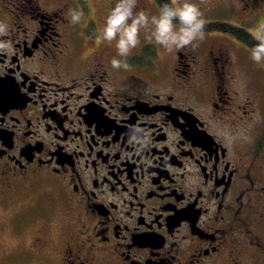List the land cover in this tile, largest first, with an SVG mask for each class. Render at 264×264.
<instances>
[{
    "label": "flooded vegetation",
    "instance_id": "flooded-vegetation-1",
    "mask_svg": "<svg viewBox=\"0 0 264 264\" xmlns=\"http://www.w3.org/2000/svg\"><path fill=\"white\" fill-rule=\"evenodd\" d=\"M191 2L204 40L160 61L142 30L114 69L116 0H0V264H264V113L240 86L264 0Z\"/></svg>",
    "mask_w": 264,
    "mask_h": 264
},
{
    "label": "clouds",
    "instance_id": "clouds-1",
    "mask_svg": "<svg viewBox=\"0 0 264 264\" xmlns=\"http://www.w3.org/2000/svg\"><path fill=\"white\" fill-rule=\"evenodd\" d=\"M138 0H116L97 34V43L111 45L115 42L117 54L125 60L113 58L111 67L114 69L129 67L126 58L132 50L140 44L143 30L145 38L152 40L163 49V53L194 45L196 41L205 39V25L207 21L200 7L191 0H170L159 9L158 15L149 16L145 11L137 10ZM70 22L78 24L82 11L70 10ZM8 33V25L0 22V36ZM258 43L252 51V58L260 63L264 61V34H257ZM12 44L7 40H0V53L9 52Z\"/></svg>",
    "mask_w": 264,
    "mask_h": 264
},
{
    "label": "rangeland",
    "instance_id": "rangeland-1",
    "mask_svg": "<svg viewBox=\"0 0 264 264\" xmlns=\"http://www.w3.org/2000/svg\"><path fill=\"white\" fill-rule=\"evenodd\" d=\"M169 3H170V0H169ZM147 9H148L149 16L158 15V11L157 9H155V6L152 2H149ZM201 11L203 12V14L206 13L205 10H201ZM227 18L228 17H225V19ZM260 28H261L260 26H256L254 29H252V31L251 30H247V31L250 32L252 35H254V37L256 38L257 34H264V29L262 28L260 29ZM144 40L149 41V43L155 44L150 39L145 38ZM240 42H241L240 43V86L243 85V89L245 92L258 97L257 99L258 102H257L256 107L258 108V112L260 111L261 113H264V103H263L264 101L263 100L264 68H261L260 64L257 63L252 58V51L254 47L249 44L247 46L245 44L246 43L245 41L243 42L240 40ZM241 44H243L244 46ZM156 48H157V53H158L160 61L162 60L167 61V59L171 57L172 54L163 53V49L160 48V46L156 45ZM259 67L263 71L259 70ZM235 139H238V137H236Z\"/></svg>",
    "mask_w": 264,
    "mask_h": 264
},
{
    "label": "trees",
    "instance_id": "trees-1",
    "mask_svg": "<svg viewBox=\"0 0 264 264\" xmlns=\"http://www.w3.org/2000/svg\"><path fill=\"white\" fill-rule=\"evenodd\" d=\"M159 7H161V5H163L164 3H169V0H157ZM206 28H209V25H205ZM240 40L241 41H245L246 45H252L253 47H255V45L258 43V40L247 30L240 28ZM250 47V46H249ZM147 50L150 52L154 50V45L152 44H148L146 46Z\"/></svg>",
    "mask_w": 264,
    "mask_h": 264
}]
</instances>
